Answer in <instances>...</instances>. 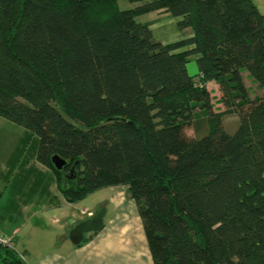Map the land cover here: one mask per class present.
<instances>
[{
	"label": "trees",
	"instance_id": "1",
	"mask_svg": "<svg viewBox=\"0 0 264 264\" xmlns=\"http://www.w3.org/2000/svg\"><path fill=\"white\" fill-rule=\"evenodd\" d=\"M161 10L191 35L156 42L136 19ZM243 72L264 92L251 0H0V117L37 137L68 202L127 186L153 264H264V93L251 97ZM0 259L22 264L1 247Z\"/></svg>",
	"mask_w": 264,
	"mask_h": 264
},
{
	"label": "crops",
	"instance_id": "2",
	"mask_svg": "<svg viewBox=\"0 0 264 264\" xmlns=\"http://www.w3.org/2000/svg\"><path fill=\"white\" fill-rule=\"evenodd\" d=\"M251 1L264 15V0ZM159 13H164L160 16L163 18L169 16L163 10L149 14ZM197 73L198 71L191 76ZM242 76L251 97L264 93L247 72H243ZM211 83L206 85V89L213 96L207 87ZM214 86L218 88L217 85ZM220 97L221 95L215 99L218 109L213 106L214 113L224 110L219 102ZM232 116L236 115L223 116L221 122L223 123V118ZM11 124L13 123L0 117V154H3L0 155V230L13 239L15 252L20 255L22 264H30L24 257L25 254L30 257L27 241L31 238L23 236V232L30 227L43 231L38 240L41 246L37 253L39 259L34 264H153L137 206L129 198L127 186L101 189H107L110 196L102 202L99 211L83 209L77 212L74 206L92 193L81 201L68 202L53 173L37 163L35 142L31 136L23 128L17 129V125ZM29 141L34 143L33 149L29 148ZM102 208L105 209L102 227L96 232L84 234L81 244H73L69 239L70 231L103 210ZM108 212L110 217L105 222ZM19 236L23 238L21 245ZM18 247L22 250H18ZM0 264L5 263L0 259Z\"/></svg>",
	"mask_w": 264,
	"mask_h": 264
},
{
	"label": "rangeland",
	"instance_id": "3",
	"mask_svg": "<svg viewBox=\"0 0 264 264\" xmlns=\"http://www.w3.org/2000/svg\"><path fill=\"white\" fill-rule=\"evenodd\" d=\"M135 6H137V5L136 4H130L127 1H120L118 3V8L121 10L132 9ZM156 15H158L159 17H154ZM156 15L146 14V15L140 16L136 19L138 22H141V23H150V30L152 32L153 39L156 42H160V43L173 42V41L179 40L181 38H184V37L190 35V33H191L190 30H183L182 31V30L178 29L177 23H178V21L181 20V18H173L170 16H168L166 18L160 17L161 15H164V13H159ZM152 17H154V18H152ZM186 70H187L189 75H194L197 72V66L195 64L194 58L190 59V62L186 65ZM214 85H217V84L215 82H212L207 87H208V89H210L211 93L214 94L213 96H211L212 101H213L212 104H213L215 109H218L215 106L218 103L215 101V99H217V97L219 95H221V93L218 92V88H216ZM198 118H199V116H197L196 119H198ZM238 124H239V120H238V117H236V116L235 117L234 116L225 117V118H223V123L221 122L223 130L227 134H233L235 132V130L237 129ZM11 125H13V124H11ZM15 127H17V129L18 128L21 129L19 126H15ZM202 133H205V130H202V132L197 133L194 131V128H192V127H187L183 131V134L187 139H192L195 136L201 135ZM13 137L15 138L14 134H13ZM31 138L35 142V148H37V141H38L37 137L31 136ZM33 144L34 143L32 141H29L28 146L30 149L31 148L33 149ZM0 155L2 156L3 154H0ZM109 194H110V192L107 189H104V190L100 189V191L97 190L94 193H92L91 195H89L85 200H83V199H82L83 201L80 200L81 202L76 204L74 206V208L76 209L77 212H80L83 209H86V210L92 211V212L99 211L100 207L103 205L102 202H104V200H108V197L110 196ZM102 209L103 210H101V211H105L104 208H102ZM37 217H39V216H37ZM109 217H110V212H108L107 217L105 218V222ZM37 219H40V218H37ZM34 222H36V221H34ZM31 226H33V225L31 224ZM42 232H43L42 230H39L37 228H31V227L28 230H25V232H23L24 237H28V238L30 237L31 238V240L29 239L27 241V247H28V250L30 253V257H27L26 254L24 257L25 258L24 260H26L30 264L36 263L37 259H39L37 253L40 251L41 246H39L40 241H38V240H40V238L42 237ZM22 242H23V238L20 237L19 244L21 245ZM18 250H22V249L20 247H18Z\"/></svg>",
	"mask_w": 264,
	"mask_h": 264
},
{
	"label": "water",
	"instance_id": "4",
	"mask_svg": "<svg viewBox=\"0 0 264 264\" xmlns=\"http://www.w3.org/2000/svg\"><path fill=\"white\" fill-rule=\"evenodd\" d=\"M51 162L56 170H61L65 166V161L58 156H53ZM103 216V211H100L90 219L74 227L69 234L70 241L75 245L81 244L84 241V234L96 232L102 227Z\"/></svg>",
	"mask_w": 264,
	"mask_h": 264
},
{
	"label": "built area",
	"instance_id": "5",
	"mask_svg": "<svg viewBox=\"0 0 264 264\" xmlns=\"http://www.w3.org/2000/svg\"><path fill=\"white\" fill-rule=\"evenodd\" d=\"M0 247L7 250L15 251V245L13 239L3 234L1 230H0Z\"/></svg>",
	"mask_w": 264,
	"mask_h": 264
}]
</instances>
